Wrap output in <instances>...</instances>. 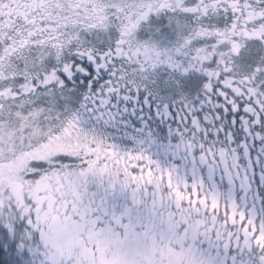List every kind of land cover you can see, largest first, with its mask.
<instances>
[{
	"label": "snow or ice",
	"instance_id": "6c2138e0",
	"mask_svg": "<svg viewBox=\"0 0 264 264\" xmlns=\"http://www.w3.org/2000/svg\"><path fill=\"white\" fill-rule=\"evenodd\" d=\"M0 264H264V0H0Z\"/></svg>",
	"mask_w": 264,
	"mask_h": 264
}]
</instances>
